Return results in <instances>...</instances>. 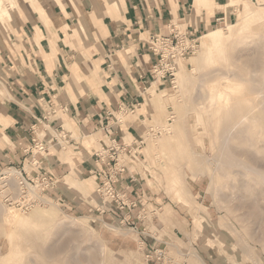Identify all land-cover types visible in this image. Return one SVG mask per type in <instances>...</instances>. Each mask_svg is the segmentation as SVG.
Wrapping results in <instances>:
<instances>
[{
    "label": "rangeland",
    "instance_id": "374dc122",
    "mask_svg": "<svg viewBox=\"0 0 264 264\" xmlns=\"http://www.w3.org/2000/svg\"><path fill=\"white\" fill-rule=\"evenodd\" d=\"M39 1L14 0L9 13L0 11V42L10 40L12 25L22 22V11L40 9ZM203 5L202 0L197 3L198 8ZM251 5L263 9L264 0H228L231 17L216 20L195 36L188 33L195 39L193 52L177 60L175 76L160 91L153 86L139 156L145 183L140 202L132 198L130 206L122 208L97 192L94 178L82 181L72 174L53 183L56 194L50 193L49 203L29 210L8 206L7 191L0 189V264H264V127L254 121L264 115V88L249 95L258 112L239 117L219 111L216 91L208 87L215 70L243 75L259 87L264 83V22L247 19L244 9ZM174 24L185 31V25L176 20ZM220 32L225 34L224 54L204 43L205 36ZM252 61L257 67H247ZM117 115L125 118V113ZM226 127L228 138L222 132ZM49 137L53 149L59 147L53 135ZM57 190L80 201L85 211L57 199ZM110 203L115 208L108 209ZM92 204L104 205V211ZM11 209L20 216L12 222L7 216Z\"/></svg>",
    "mask_w": 264,
    "mask_h": 264
},
{
    "label": "crops",
    "instance_id": "0c3cea01",
    "mask_svg": "<svg viewBox=\"0 0 264 264\" xmlns=\"http://www.w3.org/2000/svg\"><path fill=\"white\" fill-rule=\"evenodd\" d=\"M202 1L198 8L197 0H51L22 11L10 40L0 42V171L45 173L54 181L71 174L94 178L101 193L98 171L107 166L98 154L113 139L133 147L142 139L150 90L169 82L152 72L158 57L146 37L168 36L175 20L195 36L233 15L228 0ZM122 103L135 107L123 119L117 115ZM59 133L66 134L65 147L30 153L37 135L49 140ZM128 167L114 188L140 202V157L128 158ZM57 192V199L83 209Z\"/></svg>",
    "mask_w": 264,
    "mask_h": 264
},
{
    "label": "built area",
    "instance_id": "2783aa9c",
    "mask_svg": "<svg viewBox=\"0 0 264 264\" xmlns=\"http://www.w3.org/2000/svg\"><path fill=\"white\" fill-rule=\"evenodd\" d=\"M194 41L195 39L191 38L188 32L179 29L174 23L170 25L168 36H152L149 41V47L158 57L157 62L153 65L152 72L161 78L169 79L174 77L177 60L193 52ZM134 108V106L129 107L122 103L118 107V113L126 114L133 112ZM43 119L47 120V117L44 116ZM51 140L63 147H65V143H68L66 134L63 133L53 136ZM142 145V139L134 147L131 145H122L116 139H113L111 144L107 145L106 149L100 155L98 154L99 160L102 163H106L107 166L98 171V175L101 177L98 190L106 198H109L111 202L121 204L122 208L130 206L129 204L132 201L128 200L125 193L117 192L114 184L121 180L122 176L129 171L128 158L138 160ZM51 146L52 142L50 140L37 135L29 151L35 155L45 152ZM4 171H1V175H3ZM17 171L19 174L13 180L12 178H7L6 175L0 178V189L7 191L5 196L6 204L13 208L29 210L35 206L49 203L48 197L51 196L50 193L54 189L53 183L55 181L45 173L31 175L24 174L20 170ZM134 206H136V203H134Z\"/></svg>",
    "mask_w": 264,
    "mask_h": 264
},
{
    "label": "bare ground",
    "instance_id": "6f19581e",
    "mask_svg": "<svg viewBox=\"0 0 264 264\" xmlns=\"http://www.w3.org/2000/svg\"><path fill=\"white\" fill-rule=\"evenodd\" d=\"M36 1V0H35ZM197 3H201V0H197ZM12 7H14V0H0V11L1 10H3V9H5V10H8V11H6V14L7 13H9V10L12 8ZM244 13H247V15H246V17H247V19H249V20H255V19H261V21L262 22H264V8L262 9H256V8H254L252 5L251 6H248V7H246L245 9H244ZM4 19V18H3ZM244 28V27H243ZM223 30V29H222ZM230 32H231V30H230ZM231 34V33H230ZM224 32H220V33H218V34H211V35H209V36H205V44L206 45H208V47H212L213 45H216L217 46V48H218V53H222V54H224V46H222L223 44H222V42H223V39H224ZM262 45V44H261ZM258 47V46H257ZM256 51H258V50H256ZM211 54V53H210ZM209 54V55H210ZM214 58H216V57H214ZM254 59H255V57H253ZM239 60V59H238ZM233 61V60H232ZM239 61H241V60H239ZM255 61V60H254ZM242 62H243V60H242ZM255 63V62H254ZM253 63V61L252 62H247L246 63V65H247V67H249L250 65L251 66H254V67H257L256 66V64H254ZM219 65V64H218ZM245 65V66H246ZM220 67V66H219ZM246 67V68H247ZM254 67H253V69H254ZM216 68V67H215ZM214 68V69H215ZM183 69V68H182ZM181 69V70H182ZM221 69H222V67H221ZM226 69V68H225ZM248 69V68H247ZM246 69V70H247ZM250 69V68H249ZM180 70V71H181ZM223 70V69H222ZM179 71V72H180ZM211 71V70H210ZM233 71V70H232ZM250 71V70H249ZM255 71V70H254ZM253 71V72H254ZM179 72H177L178 74H179ZM239 72H241V71H239ZM238 72V73H239ZM252 72V73H253ZM212 74V73H211ZM244 74V73H243ZM255 75V74H254ZM208 76V75H207ZM254 77V76H253ZM212 79H213V82H211V83H209V86L208 87H210L211 88V90L212 89H214L215 91H216V94H213V96L215 97V98H217L218 99V103H219V111H225V113H227L228 115L230 114V115H233V116H244V117H247V115H253V114H255V113H257L258 112V107H257V105H256V101H255V99H253V98H251L250 96V94H254L255 92H259V91H261L263 88H264V83H262L261 84V86L259 87V84H257V83H254V81H253V79L252 80H250V79H246V78H244L243 77V75H239V74H237V73H233V74H231V73H227V72H224V71H220V70H215L214 72H213V75H212V77H211ZM206 79V78H205ZM183 80H184V78H183V76H181V78H180V83H182L183 82ZM262 80V79H261ZM203 81H204V79H203ZM253 81V82H252ZM183 84V83H182ZM200 84H202V83H200ZM203 85V84H202ZM202 87V86H201ZM200 89V88H199ZM210 90V89H209ZM151 91H152V93H155V91H154V89H151ZM200 91V90H199ZM198 91V92H199ZM204 91V90H203ZM246 92V93H245ZM262 92V91H261ZM206 92H204V94H205ZM155 95V94H154ZM202 93H201V98H202ZM250 95V96H249ZM196 96V95H195ZM204 96V95H203ZM261 96V95H260ZM200 97V96H199ZM198 98V97H197ZM204 99H205V101H207L206 100V98L205 97H203ZM203 98H202V100H203ZM213 98V97H212ZM155 99H158V100H162L163 99V97H155ZM166 99V98H165ZM207 99H208V96H207ZM230 99H233L232 101V103L231 104H229V102H227L228 100L230 101ZM168 100V99H167ZM201 100V101H202ZM197 101H199V100H197ZM204 101V100H203ZM202 101V102H203ZM225 102V103H224ZM231 102V101H230ZM198 104V103H197ZM204 104H206V103H204ZM204 104H203V107H204ZM207 104H208V102H207ZM229 106H231L230 108H229ZM263 106V105H262ZM262 113V112H261ZM261 113H259V114H261ZM174 117V116H173ZM175 118V117H174ZM254 121H255V124L256 125H258V126H260V127H264V115L263 114H261V115H259V116H255L254 117ZM246 124H248V123H246ZM250 124V123H249ZM253 124V123H252ZM241 125V124H240ZM239 124H238V127L240 126ZM245 125V124H244ZM251 125V124H250ZM236 126V125H235ZM237 127V126H236ZM243 128H244V126H243ZM165 129H167L166 127H165ZM170 129V128H169ZM233 129V128H232ZM237 129V128H236ZM257 130H258V128H256ZM264 129V128H263ZM227 130H228V127H226V128H224L223 129V135L225 136L226 135V133H227ZM235 130V129H234ZM169 131V130H168ZM218 131V130H217ZM231 131V130H230ZM253 131H256L255 129L253 130ZM256 132H258V131H256ZM187 133V132H186ZM232 133V132H231ZM253 133V132H252ZM227 134H229V133H227ZM251 134V133H250ZM255 134V133H254ZM259 135H260V133H259ZM231 136V135H230ZM241 136H243V135H241ZM225 137H227V136H225ZM236 138H237V136H235ZM261 137V136H260ZM220 138V137H219ZM222 138V137H221ZM228 138V137H227ZM232 138V137H231ZM238 138H240V140H241V137L240 136H238ZM243 138V137H242ZM256 139V138H255ZM226 140V139H225ZM264 140V139H263ZM230 141V140H229ZM228 141V142H229ZM243 141V140H242ZM252 141V140H251ZM227 142V143H228ZM224 143H225V141H224ZM230 143V142H229ZM229 143H228V145H229ZM263 143V142H262ZM247 144H248V142H247ZM223 146H225V144L223 145ZM226 146H227V144H226ZM234 147L235 146H233V149H234ZM220 149H222V148H219V150ZM223 149H224V147H223ZM225 149L226 150H228V148H226L225 147ZM240 150H242V149H240ZM239 150V151H240ZM224 151V150H223ZM231 150H229V152H230ZM233 151V150H232ZM231 151V152H232ZM235 152H237V151H235ZM234 152V153H235ZM245 151L243 150V152L241 153L242 154V156L244 155L243 153H244ZM226 153V152H225ZM238 153V152H237ZM237 153H235V154H237ZM253 153V152H252ZM224 155V154H223ZM230 156H231V154H229ZM232 155H233V152H232ZM234 156V155H233ZM237 156H238V154H237ZM239 157H240V154H239ZM229 158V157H228ZM234 158H237L236 156L234 157ZM230 159V158H229ZM232 159V158H231ZM260 160V159H259ZM234 162V161H233ZM237 162V161H236ZM219 164V163H218ZM236 165H238V164H236ZM236 165H234V167L236 166ZM224 167H225V165H223ZM228 166V165H227ZM233 166V165H232ZM231 166V167H232ZM218 167V166H217ZM230 167V168H231ZM239 167V166H238ZM237 167V168H238ZM241 167V166H240ZM219 168V167H218ZM217 168V169H218ZM258 168H259V166H258ZM216 169V168H215ZM225 169V168H224ZM232 169V168H231ZM235 169H236V167H235ZM254 169V168H253ZM246 170V169H245ZM230 171V170H229ZM233 171V170H232ZM220 172H222V171H220ZM219 173V172H218ZM17 174H19V172L16 170V169H12V168H9V169H7V170H5V175H6V177L7 178H12V180H13V178H15L16 176H17ZM222 173H220V175H221ZM240 174V173H239ZM242 174V173H241ZM223 175V174H222ZM231 175H235L234 173H232ZM242 176V175H241ZM244 177V176H243ZM222 178V177H221ZM220 178V179H221ZM226 178V177H225ZM240 178V177H239ZM242 178V177H241ZM227 179V178H226ZM238 179V178H237ZM243 179V178H242ZM222 180H223V178H222ZM228 180V179H227ZM245 180H246V178H245ZM233 181V180H232ZM244 181V180H243ZM242 181V182H243ZM258 181V180H257ZM222 181H220V183H221ZM230 182V181H229ZM239 182V181H238ZM237 182V183H238ZM233 183V184H232ZM240 183V182H239ZM252 183V182H251ZM251 183H245L244 185L245 186H247V184H250L251 185ZM253 183H255V182H253ZM259 183H260V181H259ZM258 183V184H259ZM219 184V183H218ZM230 184V183H229ZM231 184L233 185V186H235L234 185V182H231ZM241 184V183H240ZM222 185V184H221ZM237 185V184H236ZM227 186V185H226ZM230 186V185H229ZM239 186V185H238ZM255 186V185H254ZM180 187H182V184L180 185ZM236 187V186H235ZM234 187V188H235ZM248 187H250V186H248ZM231 187H229V189H230ZM233 188V187H232ZM237 189H238V187H236ZM235 188V189H236ZM240 188V187H239ZM242 188V187H241ZM251 188V187H250ZM255 189H256V187H254ZM226 189H228V188H226ZM234 189V190H235ZM236 189V191H238ZM244 189V188H243ZM243 189H241L242 191H243ZM252 189V188H251ZM240 190V189H239ZM246 190V189H245ZM250 190V189H249ZM254 190V189H253ZM222 191H224V190H222ZM242 191H240L241 192V194H242ZM233 192V191H232ZM231 192V193H232ZM250 192V191H249ZM218 193H220V192H218ZM223 194H225L226 195V192L224 193V192H222ZM237 193H239V192H236V194ZM246 193H248V192H246ZM236 194H235V196H236ZM228 195H230V194H228ZM232 195V194H231ZM240 195V194H239ZM244 195H245V193H244ZM240 196H242V195H240ZM249 196V195H248ZM247 196V197H248ZM230 197H232V196H230ZM243 197V196H242ZM241 197V198H242ZM233 198H235V197H233ZM232 198V199H233ZM237 199L236 200H239L238 199V195H237V197H236ZM228 199V198H227ZM230 199V198H229ZM236 200H235V202H236ZM243 200V199H242ZM245 200V199H244ZM226 201V200H225ZM224 201V202H225ZM229 201V200H228ZM231 201V200H230ZM232 202H234V201H232ZM240 202V201H239ZM222 203V202H221ZM248 203V202H247ZM51 204V203H50ZM256 204V203H255ZM222 205H225V204H222ZM229 205H230V203H229ZM232 205H234V206H236V203L234 204H232ZM231 205V206H232ZM238 207H240V206H238ZM195 208V207H194ZM219 208V207H218ZM221 208V211H222V207H220ZM226 208V207H225ZM229 208H231V207H229ZM228 208V209H229ZM236 209V208H235ZM234 209V210H235ZM190 210V209H189ZM224 210H227V209H224ZM233 210V211H234ZM244 210V208L242 209V211ZM191 212L193 211V210H190ZM263 211H264V209H263ZM195 212V211H194ZM220 212V211H219ZM234 212H236V211H234ZM238 213H239V211H238ZM243 213V212H242ZM262 213V212H261ZM231 214V213H230ZM236 215V214H235ZM7 216H8V219H10V221L12 222V221H15V220H17V219H19V213H18V211L17 210H13V209H11V210H8L7 211ZM241 216V215H240ZM263 216V215H262ZM201 216L200 215H198L197 216V221H198V219L200 218ZM226 217V216H225ZM232 217V216H231ZM225 219V218H224ZM239 219H241L242 220V217L241 218H239ZM239 219H237L238 221H239ZM234 220V219H233ZM243 220H245V218L243 219ZM248 220V219H247ZM236 221V220H235ZM242 222V221H241ZM245 222V221H244ZM251 222V221H250ZM243 223V222H242ZM244 224V223H243ZM244 226V225H243ZM254 237V236H253ZM195 252V251H194ZM193 252V253H194ZM196 253H197V251H196ZM202 261V260H201Z\"/></svg>",
    "mask_w": 264,
    "mask_h": 264
}]
</instances>
